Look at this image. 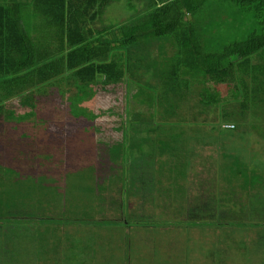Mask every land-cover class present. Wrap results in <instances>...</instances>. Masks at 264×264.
Returning a JSON list of instances; mask_svg holds the SVG:
<instances>
[{
    "label": "trees",
    "instance_id": "16d2710c",
    "mask_svg": "<svg viewBox=\"0 0 264 264\" xmlns=\"http://www.w3.org/2000/svg\"><path fill=\"white\" fill-rule=\"evenodd\" d=\"M121 2L125 21L105 20ZM47 98L90 124L93 161L54 150ZM263 130L264 0H0V264H62L50 245L61 235L75 264H132L133 240L165 252L159 264H188L171 253L183 260L219 226L234 228L227 239L256 238L259 226L236 225L233 208L246 204L239 216L251 220L250 196L264 191V168L239 141L253 132L262 155ZM195 173L213 176L203 213Z\"/></svg>",
    "mask_w": 264,
    "mask_h": 264
},
{
    "label": "rangeland",
    "instance_id": "374dc122",
    "mask_svg": "<svg viewBox=\"0 0 264 264\" xmlns=\"http://www.w3.org/2000/svg\"><path fill=\"white\" fill-rule=\"evenodd\" d=\"M125 2L120 3V4H113L110 5L108 8V13L105 15V20L110 18L113 21L111 22H122L125 21L126 17L128 14H131L132 12H128L125 9ZM117 20V21H116ZM106 22V21H105ZM104 22V23H105ZM100 26H98L99 28ZM232 86V85H229ZM220 92L222 95L225 97L226 100L231 99V92H232V87H227L226 85H222L219 87ZM74 93V90H71L72 94ZM49 97V96H47ZM74 96H72L71 100L69 101V104L75 101ZM62 99V98H61ZM73 100V101H72ZM57 101L56 98H47L45 100V106H43L44 112L43 115L46 117V120H52L48 124H51V126L54 124L53 121H58L59 124H56L57 129L54 131V138L55 142L53 143L54 150L57 151V149H62L65 145H68L69 148H72L75 150V152L78 151V155L80 160H78L79 163L85 166V158H88L89 161H93L92 155H91V148L94 147L93 140H92V129L88 126V122L85 120H74L72 116L69 114L68 111L64 110V113H62V108L61 110L57 108V106L54 104V102ZM58 102V101H57ZM59 103V102H58ZM41 104V103H40ZM221 106L225 107L227 104L226 102H222L220 104ZM82 106H85L87 110H90L89 108L92 107V103L90 102L89 104H83ZM63 115V116H62ZM55 117L56 119L52 118ZM62 119H59L61 118ZM189 117V116H188ZM64 120V121H63ZM73 125V123H76L78 125H73L71 126L70 123ZM49 126L50 128L53 129V127ZM80 126L84 128V126L87 127L85 129L86 132H83L80 130ZM56 128V127H55ZM41 130V127L36 128ZM208 129V128H207ZM206 129V131H207ZM39 132V131H38ZM209 132V129H208ZM264 134V130L257 133V135ZM191 133L190 131L187 132V135L189 136ZM209 134V133H208ZM213 135H216L215 132L212 133ZM251 135L246 136V138L241 137L239 138V141L242 143V155L243 152L245 151V148L248 150V154L250 155H255L258 157V164H260V167L264 168V152L262 150V155L260 154V148H258L257 152L254 151L255 146L252 145L253 142L250 143V141H254L256 139V136L254 135L253 132L250 133ZM262 134V135H263ZM34 135L37 138L38 141H44L43 133H34ZM250 143V145H249ZM249 146V149H248ZM251 148V149H250ZM93 153V152H92ZM3 154L1 152L0 156ZM60 157L59 155H57ZM263 156L262 159L259 158ZM78 163V164H79ZM72 174V173H71ZM83 174V173H82ZM192 182L193 183V188L191 190H194L193 195L196 199L194 202L195 207L199 206V209L201 213H203V207H206V200L211 198L214 193V183H213V176L211 173L208 175H195L192 177ZM85 183V182H82ZM213 186V187H212ZM62 189L60 187V183L58 181H52L47 187V190L55 195V197L60 196V191L62 192ZM46 190V191H47ZM72 202L74 201L75 197L78 199V196L72 195ZM86 198L85 196H82ZM251 199L249 201V206H250V216L248 217L251 220L245 219L246 215H242L243 218H241V211L240 208L245 206H234L233 211H235L236 216L235 218V223L236 225L242 224L247 222H251L254 225L259 226L258 232L256 231L255 234H257L256 238L248 239L247 235H239L238 237H228L230 234L228 232L233 231V227H218L219 232L216 233L215 238L211 236V234L207 238L206 242H200V244H196L194 248H190L186 252H183V260H180V253L179 250L173 251L171 253V262H187L188 264H264V191L260 192L259 194H255L254 196H250ZM80 199V198H79ZM82 201V200H81ZM81 201H79L77 204L81 205ZM251 202V205H250ZM229 204V203H228ZM79 205V207H80ZM232 204H229V207ZM143 207L147 210L149 207V204H144ZM194 209H197L195 208ZM245 213L248 212V209L246 206L244 207ZM243 209V210H244ZM158 211V210H154ZM211 213H216L215 207L212 208ZM233 211L228 214L227 210H223L222 213H226L228 216L227 217H232L231 224H233ZM249 215V214H248ZM247 215V216H248ZM245 216V217H244ZM85 216L83 214L80 215V218H84ZM207 220V217H206ZM205 223H211V225L214 223L215 225H219V223H215V220H211L210 222L205 221ZM83 224H86L83 221ZM230 224V223H228ZM221 225V224H220ZM224 225V224H222ZM226 225V224H225ZM234 225V224H233ZM247 228V227H246ZM201 230V229H198ZM69 231V230H67ZM70 231H72L70 229ZM74 234L73 236L79 240L83 236L80 231L77 229L73 230ZM76 233V234H75ZM152 234L144 232V236L142 237L143 240L145 241H150L152 239L151 237ZM67 235H61V238L58 242L52 245V247H55L58 253L62 254L64 257V260L60 261L62 264H75L72 263V261L69 259L72 255L71 250H69L68 247L65 245L67 244L66 240ZM258 237V238H257ZM204 238V239H205ZM124 239V236H123ZM211 239V240H208ZM112 240V245L116 248V253L118 254V261L116 262H125L123 253L121 252L125 248V244L122 246V250H120L119 245L121 242V239L119 238L118 235H115L111 238ZM219 240V241H218ZM226 240V242H224ZM224 242V243H223ZM104 243V242H103ZM124 243V242H123ZM129 260L132 264H159L160 262H170V258H168V255H166L165 252L161 253H156L153 251V243H142L141 241H129ZM46 246H49L48 244ZM50 247V246H49ZM58 247V248H57ZM234 247V248H233ZM78 251V249H76ZM75 251V250H74ZM125 252V251H124ZM180 260V261H175ZM58 259V258H57ZM49 262H54V261H49ZM47 263V264H59V263ZM56 262V261H55ZM114 262V261H113ZM118 264V263H115Z\"/></svg>",
    "mask_w": 264,
    "mask_h": 264
}]
</instances>
